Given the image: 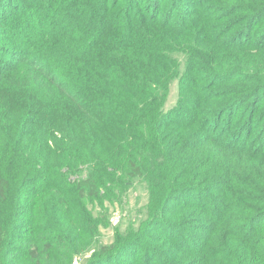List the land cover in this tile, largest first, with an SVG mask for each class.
I'll return each instance as SVG.
<instances>
[{"label":"trees","instance_id":"trees-1","mask_svg":"<svg viewBox=\"0 0 264 264\" xmlns=\"http://www.w3.org/2000/svg\"><path fill=\"white\" fill-rule=\"evenodd\" d=\"M163 1L0 0V264H264V0Z\"/></svg>","mask_w":264,"mask_h":264},{"label":"rangeland","instance_id":"rangeland-1","mask_svg":"<svg viewBox=\"0 0 264 264\" xmlns=\"http://www.w3.org/2000/svg\"><path fill=\"white\" fill-rule=\"evenodd\" d=\"M166 0L163 1L162 7L165 5ZM177 98V81L174 80L169 85L168 95L164 103V110L171 109L176 102ZM147 192L143 182L135 180L129 192L125 197V201L120 205L115 203L109 206L108 211H105L107 222L99 227L96 241L101 244L111 243L113 239L114 230L120 228L121 231L127 229L128 225L132 228H137L139 224L147 218ZM84 255L77 256L73 259L72 264H79L83 262ZM119 261L111 264H119Z\"/></svg>","mask_w":264,"mask_h":264}]
</instances>
